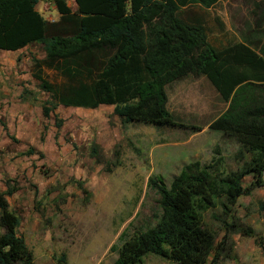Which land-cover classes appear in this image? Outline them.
<instances>
[{
	"label": "trees",
	"instance_id": "1",
	"mask_svg": "<svg viewBox=\"0 0 264 264\" xmlns=\"http://www.w3.org/2000/svg\"><path fill=\"white\" fill-rule=\"evenodd\" d=\"M42 1L0 0V51L43 47L46 57L33 58L32 76L52 98L43 106L44 118L59 106H108L123 125L202 131L168 110L167 88L191 76L206 78L221 100L230 103L209 129L240 145L235 155L239 169L220 172L222 160L217 159L186 165L170 185L151 179L149 188L158 195L161 210L157 223L121 248L114 245V264H137L146 254L170 255L181 264L229 259L233 235L256 237L233 210L239 198L264 187V42L259 52L237 38L216 48L208 42L204 16L183 18L188 8L208 11L227 0H74L76 11L64 0H55L57 22H49L37 10ZM45 69L60 75L61 82L51 83ZM56 125L60 128L61 121ZM100 149L91 147L98 162L103 161ZM247 176L252 181L244 187ZM16 192L10 185L0 192V264H35L18 233L21 220L7 199ZM217 206L230 219L224 222L221 239L203 222L205 213ZM256 242L264 251L263 239L256 237ZM58 263L68 264L66 256Z\"/></svg>",
	"mask_w": 264,
	"mask_h": 264
},
{
	"label": "rangeland",
	"instance_id": "2",
	"mask_svg": "<svg viewBox=\"0 0 264 264\" xmlns=\"http://www.w3.org/2000/svg\"><path fill=\"white\" fill-rule=\"evenodd\" d=\"M64 2L76 11L74 0ZM37 9L46 20H59L55 0H44ZM183 12L184 20L205 17L208 42L216 48L237 37L252 49L262 47L264 0H227L208 11L193 7ZM6 54L0 51V192L7 185L17 188L7 199L21 220L18 233L35 264H59L62 256L68 264H114L118 258V252L111 251L114 245L121 248L157 223L161 210L158 195L149 188L151 179L170 185L193 162L221 159L223 173L236 172L241 165L235 159L240 145L209 129L226 105L204 77L191 76L167 88L168 110L202 131L123 125L108 106L96 110L59 106L44 118L43 106L52 98L32 76L33 58L46 57L43 47L32 45ZM44 74L51 83L61 82L52 70L45 69ZM93 144L101 148L102 162L93 157ZM250 157L246 155L247 160ZM251 181L250 176L244 178V187ZM262 205L264 187L239 198L233 214L264 241ZM229 221L217 206L205 213L203 222L221 239L224 222ZM256 237L233 235L234 250L220 264H264ZM137 264L181 262L170 255L146 254Z\"/></svg>",
	"mask_w": 264,
	"mask_h": 264
},
{
	"label": "crops",
	"instance_id": "3",
	"mask_svg": "<svg viewBox=\"0 0 264 264\" xmlns=\"http://www.w3.org/2000/svg\"><path fill=\"white\" fill-rule=\"evenodd\" d=\"M38 10V9H37ZM42 15V14H41ZM43 16V15H42ZM238 39H239V41L240 42H243L244 44H246V45H248L249 46V43H247L246 42V40L245 39H243V38H240V37H237ZM264 42V41H263ZM263 42L261 43V45H263ZM253 50H255L256 52H259L257 49H253ZM9 53H16V52H7V54H9ZM6 54V55H7ZM225 105H226V109H225V112L229 109V106H230V103H225Z\"/></svg>",
	"mask_w": 264,
	"mask_h": 264
},
{
	"label": "built area",
	"instance_id": "4",
	"mask_svg": "<svg viewBox=\"0 0 264 264\" xmlns=\"http://www.w3.org/2000/svg\"><path fill=\"white\" fill-rule=\"evenodd\" d=\"M49 22H56L55 20H51V21H49Z\"/></svg>",
	"mask_w": 264,
	"mask_h": 264
}]
</instances>
